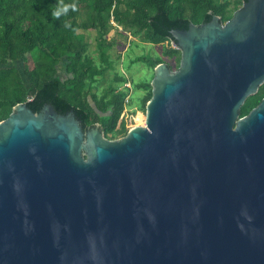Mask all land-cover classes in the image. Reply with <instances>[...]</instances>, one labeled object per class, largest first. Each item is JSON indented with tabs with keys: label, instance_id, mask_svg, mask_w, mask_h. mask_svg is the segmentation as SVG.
<instances>
[{
	"label": "water",
	"instance_id": "1",
	"mask_svg": "<svg viewBox=\"0 0 264 264\" xmlns=\"http://www.w3.org/2000/svg\"><path fill=\"white\" fill-rule=\"evenodd\" d=\"M119 139L25 102L0 121V264H264V0L174 29Z\"/></svg>",
	"mask_w": 264,
	"mask_h": 264
},
{
	"label": "trees",
	"instance_id": "2",
	"mask_svg": "<svg viewBox=\"0 0 264 264\" xmlns=\"http://www.w3.org/2000/svg\"><path fill=\"white\" fill-rule=\"evenodd\" d=\"M84 1H89L92 10L90 25L80 24L76 18ZM59 3H75L77 8L55 18L52 11ZM228 4V0H0V121L8 118L18 103H27L36 113L51 103L62 114L74 110L84 129L100 124L105 135L116 130L128 133L126 119L122 116L128 90L118 86L106 98L93 94L96 102L93 105L87 89L89 78L94 80L112 67L107 50L111 43L100 44L104 66L99 68L91 58L83 56L76 31L85 26L107 32L109 19L114 16L119 24L139 30L144 40L176 43L174 29H188L192 22H209L214 15H219L223 21L230 19L232 13ZM180 52L170 46L165 54L179 56L180 63ZM65 56L71 74L68 78L58 74V64ZM18 60L24 63L30 85L25 83L19 68L11 64ZM161 62L167 61H149L154 68ZM168 64L172 68L171 63ZM118 80L126 81L121 76ZM141 86L151 88L142 100L146 108L153 86L151 81ZM263 98L264 84L248 97L240 109L241 116L247 115ZM130 105L131 99L127 107Z\"/></svg>",
	"mask_w": 264,
	"mask_h": 264
},
{
	"label": "rangeland",
	"instance_id": "3",
	"mask_svg": "<svg viewBox=\"0 0 264 264\" xmlns=\"http://www.w3.org/2000/svg\"><path fill=\"white\" fill-rule=\"evenodd\" d=\"M228 2V10L232 13V16L234 12L243 5L241 0H228ZM89 4V1H84L80 5L76 17L80 24L90 25L92 22V10ZM107 26V32L97 28L81 26L76 31V39L80 45V49L83 51V56L85 55L91 58L94 64L99 68L104 66L100 55V44L102 42L111 43V46H109L107 50L112 67L105 71L103 75L97 76L94 80L89 78L87 80V89L90 92L91 103L96 105L92 97L93 94L98 98H106L113 94V90L116 87L119 86V89H121L123 82H119V76L131 82V105L128 109L129 112L135 110L136 116L133 121V126L128 127L129 131L137 125H144L146 122V108L143 107L142 100L151 92V88L146 86L142 87L141 84L146 81H152L155 75V68L151 66L149 61H167V63H171L172 69L177 70L180 66L178 60L179 56L165 54L170 46L177 48V45L174 41H166L157 44L144 40L139 30L119 24L116 20H113V16L109 19ZM11 64L19 68L23 73L25 83L30 85V81L24 71L23 61L18 60ZM58 74L63 78L71 76L68 71V58L66 56L58 64ZM91 126L92 125H90V127ZM126 134L127 133H119V131L116 130L107 135L104 134V136L108 139H119Z\"/></svg>",
	"mask_w": 264,
	"mask_h": 264
},
{
	"label": "built area",
	"instance_id": "4",
	"mask_svg": "<svg viewBox=\"0 0 264 264\" xmlns=\"http://www.w3.org/2000/svg\"><path fill=\"white\" fill-rule=\"evenodd\" d=\"M113 20H114V16H113ZM121 88H126L128 90V94L125 98L126 107L122 116L126 119L127 127H132L136 114L132 115V112H129V109L127 107L130 104V97H131L130 90L132 89V84L129 81H125Z\"/></svg>",
	"mask_w": 264,
	"mask_h": 264
},
{
	"label": "clouds",
	"instance_id": "5",
	"mask_svg": "<svg viewBox=\"0 0 264 264\" xmlns=\"http://www.w3.org/2000/svg\"><path fill=\"white\" fill-rule=\"evenodd\" d=\"M77 5L75 3H59L52 11V16L60 18L61 16L67 15L70 9L75 10ZM66 26H71L70 23H66Z\"/></svg>",
	"mask_w": 264,
	"mask_h": 264
},
{
	"label": "flooded vegetation",
	"instance_id": "6",
	"mask_svg": "<svg viewBox=\"0 0 264 264\" xmlns=\"http://www.w3.org/2000/svg\"><path fill=\"white\" fill-rule=\"evenodd\" d=\"M223 21V20H222ZM224 22H226V21H224ZM86 132L89 130V127L88 128H86V129H84Z\"/></svg>",
	"mask_w": 264,
	"mask_h": 264
},
{
	"label": "bare ground",
	"instance_id": "7",
	"mask_svg": "<svg viewBox=\"0 0 264 264\" xmlns=\"http://www.w3.org/2000/svg\"><path fill=\"white\" fill-rule=\"evenodd\" d=\"M146 123V122H145Z\"/></svg>",
	"mask_w": 264,
	"mask_h": 264
}]
</instances>
